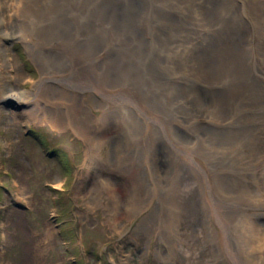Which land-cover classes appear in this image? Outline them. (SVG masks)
<instances>
[{"label": "rangeland", "instance_id": "374dc122", "mask_svg": "<svg viewBox=\"0 0 264 264\" xmlns=\"http://www.w3.org/2000/svg\"><path fill=\"white\" fill-rule=\"evenodd\" d=\"M35 1L36 7L31 0H0L1 81L12 84V79H17L16 97L20 99L0 101V183L10 184L9 189L0 187L3 231L0 264H111L116 258H125L127 264H140L145 259L146 262L155 259L156 247L162 256L161 260L157 257L155 263L163 264L168 255L175 258L176 264L179 260L177 246L185 251V264H218L220 258L232 264L233 257L242 264V259L250 256L255 257V263L251 264L264 260L261 235L264 233V205L244 208L256 214L255 222L262 223V232L250 224L238 230L235 226L232 231L242 193L237 184L240 165L235 161L242 148L231 134L236 120L228 126L217 123L213 113H198V109L203 112L209 109L210 103L197 102L203 90L209 89V82L216 87L227 82L206 79L201 71L193 68L200 51L209 47L215 40L214 33L223 31L222 25L227 24L228 16L223 10L218 12L215 23L208 16L209 10L213 12L215 6L223 5L233 19L245 21L247 62L264 99V0H219L221 5H216L218 0H39L43 9L39 1ZM95 3L100 4L97 11ZM24 17L33 19L36 28H29L28 24L19 26V20ZM11 26L14 27L9 29ZM123 29L132 31L133 35L128 36ZM18 33L26 35L25 44L18 40ZM98 35L103 37L101 41ZM34 36L31 45L28 40ZM65 37L68 42L63 41ZM90 37L96 39L98 49L92 48ZM133 43L154 51L152 61L157 73L150 63L153 76L144 73V91L134 75L144 60L138 50H129ZM27 45L31 47L28 49ZM67 47L72 56L77 57L71 62L60 52ZM87 48H91L90 59L98 66L94 78L103 84L99 90L80 78L91 79L82 70L79 56ZM37 57L46 59L48 65L44 69L38 67ZM72 65L79 69V74L73 73ZM48 71L52 73L44 74ZM54 79L80 82L74 84L84 86L85 96L93 92L96 98L107 101L109 107L117 102H135L141 95L147 94L150 98V107L147 106L150 109L146 110L152 129L150 152L154 178L151 175V181L160 199L152 198V208L154 205L160 207V211L163 208L167 222L160 241L134 235L149 209L129 219L121 216L120 220L119 214L109 209H90L86 204L88 188L95 178L98 186L101 178L82 169L86 160L85 142L71 129L54 130V133L47 122L48 125L28 120L24 109L34 104L33 90L39 88L42 81ZM190 100H197L198 108L193 109ZM138 105L142 106V102ZM91 111L95 117L100 114L99 109ZM121 118L127 122L123 138L132 143L134 117L127 113ZM230 119L225 120L230 122ZM260 122L264 153V113ZM114 125L103 128L102 132H111ZM31 127H37L34 134L30 132ZM53 148L55 153L47 152ZM102 151L105 155V148ZM69 152L75 155L74 163L83 162L76 167L72 189H79L78 198L77 195H61L53 187L55 183L66 187L74 178ZM5 171L8 173L4 177ZM104 173L111 178L109 184L116 190L117 198H122L124 190L116 189L120 176L109 168ZM11 179L14 184L18 182V187ZM18 190L24 199L19 200ZM188 203L192 204L186 209ZM123 209L121 204L119 212ZM167 210L173 214L179 211L183 220L175 217L168 220ZM107 216L117 218L115 227L107 223ZM208 234L211 242L207 246L204 238ZM82 238L86 253L79 250ZM230 242L232 244H228ZM96 247H99L98 256ZM36 257L41 261L36 262Z\"/></svg>", "mask_w": 264, "mask_h": 264}, {"label": "bare ground", "instance_id": "6f19581e", "mask_svg": "<svg viewBox=\"0 0 264 264\" xmlns=\"http://www.w3.org/2000/svg\"><path fill=\"white\" fill-rule=\"evenodd\" d=\"M31 1L34 2V7H36V1ZM216 2L212 3V5L215 6ZM38 3L40 9H43L40 5L41 2L39 1ZM216 5H221L219 0ZM98 6H100V4L95 3V11L98 10ZM222 6L223 5L215 6L213 12H211L212 9L209 10L208 16L212 23H215L219 17L218 12L223 10L228 16L227 24L222 25L223 31L214 33V42L211 43L209 47L205 46V48L200 51V56L198 54L195 58L199 61L195 60L196 62H193V68L194 71L195 69L201 71L205 75L206 79H224L227 84L223 82L219 87H216L213 86L215 83L208 81L210 83L209 89H204L202 97H198L199 101H196L202 103L205 101L210 103L208 106L209 109L205 112L198 109V113H213V117L216 118L217 123L228 124V126H231L230 123H232L234 119L236 120V127L231 128V134L233 138L239 142V144L241 143L242 148L235 159V161H237L240 165L241 171L237 174V184L239 191L242 193L240 195L237 210L238 215L236 216L235 223L232 226V231H235V226V229L238 230L240 227H250L251 225L256 230L262 232V223L255 222L256 220L254 216L256 214L246 212L244 208L250 207V205H264V153L261 149L262 141L260 139V125H262V122L260 121L262 120V114L264 113V99L256 81L252 78L250 72V62H247L249 56L247 40L245 41L246 30L243 24L245 21L243 19H238L236 21V19H233L230 15L231 12L229 13V10L223 8ZM18 24L23 27H27L26 24H28V27L33 29L37 26V23L33 19L25 17L19 20ZM13 27L14 26H11L9 29ZM88 29L89 27L87 30ZM123 30L128 36L133 35L132 31ZM88 32L90 33L91 31L89 30ZM97 38L101 41L103 37L101 38L100 35H98ZM95 40L96 39L91 38L89 41L92 48L96 50L98 47L95 44ZM63 41L68 42V37H65ZM133 42H135V40H133ZM30 47L31 46L27 45L28 49ZM129 50L135 52L138 50L141 58L144 60L134 73L136 83H138L142 88L145 75L144 73L153 76L151 64L154 67L152 61V54H154V51H148V49L144 50V48L139 47L138 44L135 45L134 43L129 45ZM60 52L66 59H69L70 62L71 60L77 58L72 56L69 51V47L63 48ZM34 55L38 56L36 54ZM90 55L91 48H87L79 56L82 58V70H84V72H86L91 79L89 78V80L84 76H80V78H83L86 83H91V86H94L97 88L96 90H99L103 84L99 82L98 78H94V75L97 74L98 66L96 63L94 64V62L91 61ZM155 59L156 57L154 60ZM45 60L46 59L37 57V64L39 68L44 69L48 65ZM72 70L74 74H79L78 68L73 66ZM154 71L156 72L155 67ZM47 73H50V71L45 72L44 74ZM1 80L0 70V101L14 102L15 100H20L16 97L18 95L16 90V87L18 86L17 79H13L14 83L12 84H7L5 81L2 82ZM74 83L77 82L75 81ZM74 83L69 80L66 82L64 79H54V81L50 82H48V80L46 82L42 81V85L33 90L34 104L24 109V113L26 114L28 120L33 123H37L39 121L47 122L55 130L69 128L85 142L87 146L85 153L86 169L89 171V166H93L92 169L95 170V175L98 178H101L98 179V186L95 185V178L94 183L88 188L87 195L89 197L86 204H88L90 209L97 207H102L107 211L109 209L113 213H117V215L119 214L118 220L121 219V216L129 219L135 214L149 209L148 213L142 216L140 224L135 230L136 234L134 235H146L150 239L154 237L160 241L162 239V233L165 231V224L167 222L165 221V216H163V208H161V211L160 207L157 208L155 205L152 208V198L156 197L159 201L160 199L158 198L159 196L154 190L155 188H153L154 185L151 181V164H154V162L151 161L150 152L152 129L147 116L148 111L146 110L150 109V98L146 96V93L149 92V90L146 89V95L137 96L138 99L135 100L136 103L132 100V102L129 101L127 104L117 102L118 104H114V106L109 107L107 101L96 98L93 92L88 96H85L82 92L84 86H78ZM142 90L144 91L143 88ZM196 101L190 100V105L193 109L198 108L197 106H199ZM139 102H142V106L138 105ZM92 108L100 110L98 117L94 116L93 111H91ZM127 113L134 117L132 119V125L134 127L132 143L128 141L127 138H123V131L127 127V122L122 119L121 116L123 114L127 115ZM226 118H231L230 122H227V120H225ZM258 122L259 124H257ZM112 124L115 125L112 127L111 132H102L105 126L107 128ZM104 148L106 156L102 151ZM105 168H109L110 171H113L120 176V185L116 187V189H120L121 187V190H124L125 193L122 198H117L116 190L109 184L111 178L106 176L104 173L106 170ZM59 186L60 185L57 187ZM19 188H21V186ZM83 192L85 194V191ZM104 201H106V204H104ZM121 204H123L124 209L119 212ZM191 204L192 203L186 204V209H188ZM166 217L168 220L172 217H175L177 220H183L179 211L176 214H173V212L167 210ZM111 219L112 217L107 216V223L110 224ZM115 219L117 220V218ZM229 231L230 228L227 229V233ZM261 235L264 237V233H261ZM206 236L207 238H204V241H206L208 246L211 242V236L209 234ZM167 238V240L171 239V237ZM228 244H232V242ZM155 250L156 254L154 260L156 261L157 257L159 259L162 256V253L157 247ZM177 252L179 254V260L176 264H185L187 262L185 251L182 250L181 247L177 246ZM143 254L145 256L146 251ZM254 258V256H250L248 259H242V264L255 263ZM240 261V259H236L235 257L232 258V264H238ZM145 262L146 259L141 261L140 264H145ZM256 263L264 264V260H259ZM154 264L157 263L154 262ZM218 264L229 263L225 258H220Z\"/></svg>", "mask_w": 264, "mask_h": 264}]
</instances>
